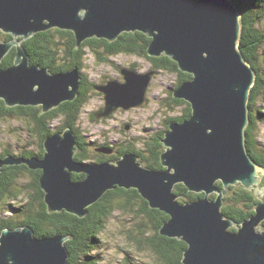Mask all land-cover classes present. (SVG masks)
Returning <instances> with one entry per match:
<instances>
[{
    "label": "water",
    "instance_id": "1",
    "mask_svg": "<svg viewBox=\"0 0 264 264\" xmlns=\"http://www.w3.org/2000/svg\"><path fill=\"white\" fill-rule=\"evenodd\" d=\"M240 20L231 0H0V34L12 37L0 41V65L11 49L16 50L13 65L0 68V100L7 108L40 106L46 113L76 98L77 70L53 74L31 66L22 47L35 34L54 28L71 31L76 48L92 38L111 43L123 33H141L150 39L149 58L167 57L190 76L172 92L174 99L189 105L190 116L170 122L159 140L162 170L143 166L134 154L114 164L79 163L74 160L75 135L66 129L44 140L42 159L0 158V174L3 167L20 165L41 171L48 214L66 212L78 218L106 192L135 189L149 208L169 217L160 235L186 244L182 264H264V168L245 146L256 75L238 48ZM121 72L124 83L98 88L104 95L103 117L119 108L142 107L155 74ZM73 173L85 176L73 182ZM178 184L204 196L179 204L173 192ZM236 185L252 191L257 201L254 214L238 226L222 213L228 187ZM68 240L37 238L27 226L3 229L0 264H67Z\"/></svg>",
    "mask_w": 264,
    "mask_h": 264
},
{
    "label": "trees",
    "instance_id": "2",
    "mask_svg": "<svg viewBox=\"0 0 264 264\" xmlns=\"http://www.w3.org/2000/svg\"><path fill=\"white\" fill-rule=\"evenodd\" d=\"M241 15V35L238 44L240 52L255 72V84L251 89L248 102V125L245 129V146L251 159L264 168V149L260 146L257 137L260 126H264V112L259 107L264 105V57L261 56V47L264 45V32L259 30V25L264 21V0H231ZM137 34V33H136ZM123 33L114 42L103 41L105 55L96 58L98 62H108L109 55L121 52L130 54L140 53L146 56V47L150 39L139 34ZM2 35V41L7 42L10 37ZM96 39L84 41L79 49H76L75 36L71 32L60 30H48L40 32L22 42V47L28 55L31 66L46 68L50 73H67L77 70L80 79L79 91L76 98L71 102H64L59 107L46 113H41V107H13L7 108L0 100V117H18L30 120V133L38 139L36 151L25 150L18 155H13L8 149H4L0 158L6 156L23 157L30 159L36 157L42 159L44 156L43 142L46 138L55 134H61L64 130L70 129L75 135L78 151L74 160L85 164L86 160L94 159L85 149V142L77 126L79 115L86 101V86L83 82L84 75L83 61L85 48L96 51L101 48ZM141 49L142 52L138 50ZM15 50L8 53L1 62L0 68L6 69L13 65ZM154 69L175 73L178 75V84L190 79L187 74L178 71L177 65L167 57L149 58ZM155 71V70H154ZM185 102L171 99L170 108L185 106ZM190 116L189 106L183 109L179 118L170 119L182 122ZM62 118L56 130L51 128V123ZM55 129V128H54ZM166 131L161 132L154 138V154L149 158L144 156L145 167L152 170H162L160 164V154L157 151L160 147L159 140L163 138ZM158 140V141H157ZM162 146V144H161ZM135 148L129 146L130 151H119L115 155L107 156L104 161L107 163L119 160L123 154H141L140 151L132 152ZM145 153V151H142ZM145 155V154H142ZM147 159V160H146ZM95 165V164H94ZM99 165V164H97ZM41 171H31L26 166L3 167L0 174V206L4 204L3 212L10 211L18 214L13 217H0V234L3 229H15L17 227H29L37 238H47L53 236H67L69 240L65 242L68 253L67 264H100L101 259L94 254L100 247V234L105 230L107 221L116 211L127 212L133 215L140 222L134 228V236H129L135 243L137 249L151 252L157 259V264H182L181 259L187 246L184 242L174 238H167L160 235L159 230L169 217L160 210L151 209L148 203L139 195L137 190H125L114 188L106 192L96 203L87 208V214L83 218H78L66 212L48 214L43 197L44 193L40 188L39 179ZM30 177L31 183L23 189H17L16 183L23 177ZM82 174H72L73 182L81 181ZM261 186H264V176L261 179ZM218 189L222 190L221 183H217ZM177 196V202L184 204L193 202L204 195L189 192L182 184L175 186L173 190ZM20 197L24 199V204L15 205ZM215 194L210 198L214 200ZM257 203L252 191H247L241 185L228 187L223 198L222 213L225 218L232 219L236 226L247 220L254 214L253 207ZM20 218V220H19ZM18 219V220H16ZM264 227V222L262 223ZM235 228L230 231H235Z\"/></svg>",
    "mask_w": 264,
    "mask_h": 264
},
{
    "label": "rangeland",
    "instance_id": "3",
    "mask_svg": "<svg viewBox=\"0 0 264 264\" xmlns=\"http://www.w3.org/2000/svg\"><path fill=\"white\" fill-rule=\"evenodd\" d=\"M259 30L264 32V21L259 25ZM0 41H2L1 35ZM260 49L261 53H263L261 56L264 57V45ZM126 59H129V57L126 58L122 55L115 57V63L112 65L114 66V70L108 65L97 66L93 62V59L88 60L85 65H89L87 68H91L92 70L89 79L97 83L98 78L102 75H118L116 65L118 63L124 64ZM140 64H142L141 69H144L147 65L145 61H140ZM83 72L85 73V70ZM87 73L89 74L88 69ZM174 79V73L163 72L150 86L148 105L146 107L134 108L136 111H122L125 114L115 116L111 120L103 123H88L89 120L87 119L90 118L89 114L94 109L93 106L95 108L97 107L95 103L99 101L97 97L93 98L90 96L89 104L82 108L79 115L78 126L80 130L84 131L85 136H88L87 138L90 142L95 141L97 145L105 144V142L113 145L116 143L118 145L121 144V147L129 148V146H135L137 150H141V142L143 140L147 139L152 141L161 132L167 130V121L180 116L183 111L184 106L178 107L174 111L169 108L166 110L164 107L166 94L172 89L170 85L174 82ZM259 107L264 112V105L260 103ZM119 119L128 120L131 128L127 130L122 128L121 131L115 129L114 127L116 126L120 127L118 123ZM61 120L62 118H59L57 121L52 122L51 128L56 130ZM126 122L124 121L125 125ZM30 130V120L26 118L12 116L0 117V154L4 149L10 150L13 155H18L25 150L36 151L38 139L30 133ZM115 138L118 140H113ZM257 140L262 149H264V126L259 127ZM159 143L161 145V142ZM30 183L29 176L23 177L17 181L16 188L23 189ZM24 203L23 197H20L19 201L13 204L19 206ZM3 207L4 204H1L0 217L15 218L18 215L15 213L12 214L10 211L3 212ZM139 222L140 219H137L127 212L116 210L112 214L111 218L107 221L105 230L99 236L100 247L94 252L102 260L100 264H157V259L151 252L144 249H137L135 243L129 238V236H134L133 230Z\"/></svg>",
    "mask_w": 264,
    "mask_h": 264
},
{
    "label": "flooded vegetation",
    "instance_id": "4",
    "mask_svg": "<svg viewBox=\"0 0 264 264\" xmlns=\"http://www.w3.org/2000/svg\"><path fill=\"white\" fill-rule=\"evenodd\" d=\"M50 30H58V29H50ZM60 31H63V32H71V31H64V30H60ZM72 33V32H71ZM137 33V34H136ZM134 34L135 36H139L138 35V32H135V33H132ZM141 34V33H139ZM1 37L2 35H7L6 37H10V39L12 38L10 35L8 34H0ZM3 39V38H2ZM92 39H96V38H92ZM100 44H102V42L104 41V39H96ZM4 41V40H3ZM106 41V40H105ZM80 48V47H79ZM79 48H76V49H79ZM12 50H15V48L11 49L10 51ZM9 51V52H10ZM85 51V56H84V61H83V70H85V73L83 72L82 74L84 75V81L83 82L86 86V101H85V104L84 106H87L89 104V97H93V98H96L99 100L98 103H95V105H97V107L90 112L89 114V117L87 120L88 123H103V122H107L109 120H111V118L115 117V116H120L121 114H125L123 113L122 111H128V110H123V109H117L115 112H113L109 117H103V113H104V106H105V102H104V95L99 91V87L101 86H106L108 83L110 82H118V83H124V78H123V74H122V70H134L136 71L138 74H146L148 72H154V76L152 77L150 83H149V86L147 88V92H146V95H145V103L144 105L142 106L143 107H146L148 105V93H149V89H150V86L152 85L153 81L159 77L163 72L164 73H168L166 71H161L159 69H154L151 62L149 61V59L146 58L145 55H142L140 53H133V54H130V53H127V52H119V53H116V54H111L109 55V61L106 62H98L97 61V57L100 55V57H103L105 55V48H104V45L102 44L101 48L96 50V51H92L90 48H85L84 49ZM139 52H142L141 49L138 50ZM15 53H16V50H15ZM8 55V54H7ZM6 55V56H7ZM125 56L126 58L129 57V59H126L124 64H121V63H118V65H116V71H118V75H110V74H107V75H102L98 78L97 80V83H94L92 82L90 79H89V76H90V73H91V68H87V66L89 67V65H85V63L90 60V59H93V62H95L97 64V66H104V65H108V66H111V69L114 70V63H115V60L114 58L115 57H118V56ZM5 58V57H4ZM29 60V59H28ZM140 61H145L146 62V67L144 69H141V66L142 64H140ZM37 66V65H36ZM39 67V66H38ZM87 69L89 71V74L87 73ZM155 70V71H154ZM87 73V74H86ZM57 74V73H56ZM174 76H175V79H174V82L171 83L170 87L172 89H170L167 94H166V101L164 103V107L166 108V110L169 108L170 110H176V108H178L177 106L173 107L172 109L170 108L169 104L171 103V99L173 100H177V99H174L172 97V92L174 89H176L179 85L178 84V75L174 73ZM81 78V77H80ZM79 84H80V79H79ZM80 86V85H79ZM79 86H78V91H79ZM169 87V86H168ZM77 91V93H78ZM77 96V94H76ZM182 101V100H180ZM184 102V101H183ZM92 103V102H90ZM63 104V103H62ZM83 106V107H84ZM186 107H188L189 105L186 103L185 104ZM184 106L183 109H185L186 107ZM31 107V106H30ZM182 107V106H180ZM140 108V107H139ZM141 108V109H142ZM131 111H136L134 108L132 109H129ZM163 110V109H162ZM176 118H179V116H177ZM175 119V118H174ZM121 121V122H120ZM124 121H127L126 122V125L124 123ZM119 126H116L114 127L115 129H118L121 131V129L123 128L124 130H127L129 128H131V124H129L128 120H120L118 121ZM167 127H168V121H167ZM77 126H78V122H77ZM78 129L80 131V135L82 136V138L84 139V142H85V149L87 150L88 153H90V155L94 158V159H91V160H86L85 161V164H100L99 162H102L104 161V159L109 156V155H115L116 153H118L119 151H130L129 148H126V147H121V144L118 145L115 143V145L113 144H108L105 142V144H102V145H97L95 143V141L93 142H90L88 140V136H85V133L84 131L80 130L79 126H78ZM166 129V128H165ZM168 129V128H167ZM167 131V130H165ZM76 140V139H75ZM113 140H118V139H113ZM141 145H142V148L141 150H137V147H131V148H135L136 151H140L141 154H138L137 157L139 159V161L142 163V165L144 163L148 164L147 162H143V157L146 156V157H151L154 152H155V149H154V139L152 141L150 140H143L141 142ZM78 148V147H77ZM100 149H106L110 152L108 153H103L102 151H100ZM135 150L133 149L132 152H135ZM163 151V146L160 145L159 148H157V151ZM78 151V150H77ZM142 151H145V153H142ZM142 154H145V155H142ZM124 155V154H123ZM147 160V159H146ZM116 161L114 162H107V163H111V164H114ZM102 164V163H101ZM144 166V165H143ZM75 174V173H73ZM80 175V174H79ZM83 176H85L84 174H82Z\"/></svg>",
    "mask_w": 264,
    "mask_h": 264
},
{
    "label": "bare ground",
    "instance_id": "5",
    "mask_svg": "<svg viewBox=\"0 0 264 264\" xmlns=\"http://www.w3.org/2000/svg\"><path fill=\"white\" fill-rule=\"evenodd\" d=\"M239 11V10H238Z\"/></svg>",
    "mask_w": 264,
    "mask_h": 264
}]
</instances>
